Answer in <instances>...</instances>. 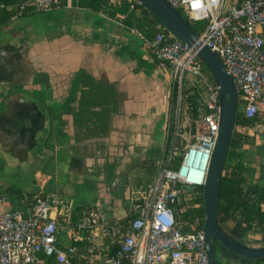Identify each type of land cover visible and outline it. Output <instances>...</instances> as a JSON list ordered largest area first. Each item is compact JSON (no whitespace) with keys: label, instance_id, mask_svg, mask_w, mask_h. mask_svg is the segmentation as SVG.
<instances>
[{"label":"crops","instance_id":"0c3cea01","mask_svg":"<svg viewBox=\"0 0 264 264\" xmlns=\"http://www.w3.org/2000/svg\"><path fill=\"white\" fill-rule=\"evenodd\" d=\"M174 81L134 28L100 10L59 4L10 16L0 24L3 206L24 208L37 193L78 209L99 204L123 226L129 197L171 164L178 147L170 143L176 126L167 136L170 118L177 109L187 114L188 103L173 96ZM180 86L205 95L196 74L185 73ZM106 88L119 104L101 124L97 106ZM245 131L251 142L241 158L257 183L264 142ZM58 231L61 244L71 241L69 225ZM239 241L262 246L264 231L250 229Z\"/></svg>","mask_w":264,"mask_h":264},{"label":"built area","instance_id":"2783aa9c","mask_svg":"<svg viewBox=\"0 0 264 264\" xmlns=\"http://www.w3.org/2000/svg\"><path fill=\"white\" fill-rule=\"evenodd\" d=\"M61 1L21 0L19 7L45 10ZM167 2L190 20L205 22L198 31L199 40L215 51L232 76L240 105L237 110L264 120V0ZM154 28L150 38L135 30L151 47L156 63L171 69L178 89L185 72L198 75L205 93L198 97L190 140L178 151L173 147V158L179 156L176 166L161 165L156 178L129 197L123 226L118 220L109 221L99 204L78 209L68 200L35 193L26 207L7 209L0 192V264H207L203 228L179 220L173 204L180 200L182 190L190 192L184 186H200L205 180V170L198 163L206 156V169L212 152L218 93L196 50L182 44L161 23ZM175 97H180L178 90ZM177 134L173 129L170 143ZM61 223L70 226L67 244L58 240Z\"/></svg>","mask_w":264,"mask_h":264},{"label":"trees","instance_id":"16d2710c","mask_svg":"<svg viewBox=\"0 0 264 264\" xmlns=\"http://www.w3.org/2000/svg\"><path fill=\"white\" fill-rule=\"evenodd\" d=\"M20 2L21 0H0V24L15 13L25 14L29 11L28 8H20ZM60 4L100 10L108 16L119 18L128 27L136 29L147 38H150L155 30L154 27L158 24L151 13L137 0H62ZM181 15L189 23L192 22L187 16ZM191 25L197 31L203 26L201 24L196 27L194 23H191ZM165 32L167 31L165 30ZM147 48L152 51L149 45H147ZM177 90L181 98L188 103L186 110L193 129L192 122L198 116V96L195 92H189L188 88L183 89L180 86L178 89L177 83L174 81L173 96H176ZM263 121L258 114L246 116L240 110H237L234 121L235 128L229 140L228 152L221 172L216 210L217 220L236 240H239L240 236L250 229L256 228L264 231V166L260 165L261 181L251 182L245 174L251 166L241 158L244 152L240 150L243 144L251 142V137L245 129L250 125L259 124ZM241 127H245V129L240 130ZM170 130H168L167 136L170 134ZM262 138H264V134ZM178 157V155L174 156L170 164L172 167L176 166ZM200 191V186H196L190 192L182 190L181 200H177L173 204L177 210L179 209V214L176 217L181 221L191 222L196 227H201L203 218ZM114 247L115 243L109 247V250L106 249L107 254H110ZM215 252L219 264H225L230 259L241 260L244 264H264V258L259 260L245 259L242 256L239 257L230 253L217 243H215ZM102 253L104 252L102 251ZM218 254L226 257L224 263L220 262Z\"/></svg>","mask_w":264,"mask_h":264},{"label":"water","instance_id":"95a60500","mask_svg":"<svg viewBox=\"0 0 264 264\" xmlns=\"http://www.w3.org/2000/svg\"><path fill=\"white\" fill-rule=\"evenodd\" d=\"M167 1L137 0L139 4L151 13L157 23H161L173 37L177 38L182 44L196 50L197 57L203 63L208 74L212 76L219 99L218 129L205 169V180L200 185L201 202L203 205L201 228H203V248L207 254V264H219L217 253L215 252V243L239 257L242 256L245 259L256 260L263 259L264 245H248L234 239L220 225L216 214L221 172L225 156L228 152L229 140L235 128L234 121L237 114V103L239 101L237 88L232 76L226 71L220 57L214 50L200 42L198 31ZM249 127L257 130L255 124ZM176 187L179 189L178 184H176ZM184 188L192 191L195 185H187Z\"/></svg>","mask_w":264,"mask_h":264},{"label":"rangeland","instance_id":"374dc122","mask_svg":"<svg viewBox=\"0 0 264 264\" xmlns=\"http://www.w3.org/2000/svg\"><path fill=\"white\" fill-rule=\"evenodd\" d=\"M184 15L186 16V14H184ZM191 23H194V26L196 25V27L197 26L199 27V25H201L205 22H203V20H197V21H192ZM185 73H187V72H185ZM175 82L177 83L176 80H175ZM239 107H240V105L238 104L237 109H239ZM170 120H171V122L169 124L170 129L173 128L172 125L176 126L178 129L177 130L178 134L176 135V137H174L172 139L173 140L172 142L174 143V145L178 146L177 147V151H178V150H180V148H182L186 144V141L190 140V133H191V129H192L191 125H190V117L188 115V112L186 114V112L184 111V108H183V111L177 109L176 113L173 116H171ZM258 126L259 127H257V130H254V132H256L257 135H260L261 138H258V139H261L264 142V138H262L263 134H264V121L262 123H259ZM261 149L264 150V143H263V147H261ZM262 159L264 160V156H262ZM180 200H181V198H180ZM178 214H179V209L177 210L176 216H178ZM232 262L234 264H237L234 261H232ZM232 262L226 261L225 264H232Z\"/></svg>","mask_w":264,"mask_h":264},{"label":"flooded vegetation","instance_id":"af4514ba","mask_svg":"<svg viewBox=\"0 0 264 264\" xmlns=\"http://www.w3.org/2000/svg\"><path fill=\"white\" fill-rule=\"evenodd\" d=\"M99 101L100 104H98L97 108L99 110V119L101 120L102 124L103 120L108 118L109 114H111L113 111H116L119 101L117 100V95L114 92H110L109 88L104 90Z\"/></svg>","mask_w":264,"mask_h":264},{"label":"bare ground","instance_id":"6f19581e","mask_svg":"<svg viewBox=\"0 0 264 264\" xmlns=\"http://www.w3.org/2000/svg\"><path fill=\"white\" fill-rule=\"evenodd\" d=\"M202 153H203V151H202ZM206 162H207L206 156H205V159L202 157L201 162L198 163L199 168H202L203 170H205Z\"/></svg>","mask_w":264,"mask_h":264}]
</instances>
